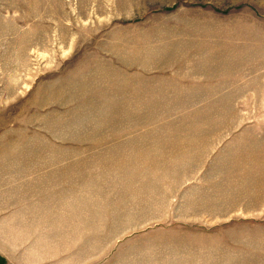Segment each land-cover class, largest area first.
Wrapping results in <instances>:
<instances>
[{
	"label": "rangeland",
	"instance_id": "1",
	"mask_svg": "<svg viewBox=\"0 0 264 264\" xmlns=\"http://www.w3.org/2000/svg\"><path fill=\"white\" fill-rule=\"evenodd\" d=\"M0 264H264V0H0Z\"/></svg>",
	"mask_w": 264,
	"mask_h": 264
}]
</instances>
